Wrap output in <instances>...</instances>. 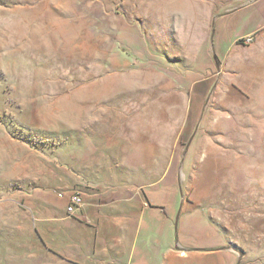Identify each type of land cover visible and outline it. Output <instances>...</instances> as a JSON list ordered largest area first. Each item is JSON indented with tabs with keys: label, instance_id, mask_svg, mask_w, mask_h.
Masks as SVG:
<instances>
[{
	"label": "rangeland",
	"instance_id": "rangeland-1",
	"mask_svg": "<svg viewBox=\"0 0 264 264\" xmlns=\"http://www.w3.org/2000/svg\"><path fill=\"white\" fill-rule=\"evenodd\" d=\"M247 1L0 0V264L60 257L38 223L13 228L22 162L75 183L137 165L148 190L134 152L154 143L163 205L264 264V69L230 43L255 18L235 10Z\"/></svg>",
	"mask_w": 264,
	"mask_h": 264
},
{
	"label": "crops",
	"instance_id": "crops-1",
	"mask_svg": "<svg viewBox=\"0 0 264 264\" xmlns=\"http://www.w3.org/2000/svg\"><path fill=\"white\" fill-rule=\"evenodd\" d=\"M244 6L254 9L255 18L230 43L250 48L253 67L264 69V0H248L235 10ZM224 32L212 31V38L205 31L201 33L214 47L213 42L225 40ZM248 35L252 36L250 44L238 42ZM186 93L194 99L193 91ZM195 98L203 100L204 91ZM160 148L155 143L136 145V163L148 165V190L136 181L140 172L137 165L136 171L128 174L102 173L75 183L65 174L50 172L49 166L35 171L34 165L22 162L28 170L14 194L13 228L30 233L31 225L38 223L41 235L61 257L52 255L55 258L51 259L49 254L47 260L57 264H238L239 253L228 245L226 234L209 216L181 219L183 211L176 216L174 207L163 205L154 185L164 173L159 167ZM178 171L170 173L172 179L187 173ZM72 190L82 193L84 203L71 214L66 211L67 195L59 197L57 193Z\"/></svg>",
	"mask_w": 264,
	"mask_h": 264
},
{
	"label": "built area",
	"instance_id": "built-area-1",
	"mask_svg": "<svg viewBox=\"0 0 264 264\" xmlns=\"http://www.w3.org/2000/svg\"><path fill=\"white\" fill-rule=\"evenodd\" d=\"M244 44H250L252 42V36L248 35L244 37L243 39ZM59 197H63L64 195H67L68 197V203L66 206L67 213H75L77 210H79L83 206V195L79 190H72V191H60L57 193Z\"/></svg>",
	"mask_w": 264,
	"mask_h": 264
},
{
	"label": "trees",
	"instance_id": "trees-1",
	"mask_svg": "<svg viewBox=\"0 0 264 264\" xmlns=\"http://www.w3.org/2000/svg\"><path fill=\"white\" fill-rule=\"evenodd\" d=\"M238 42H240V43H241V42H243V40H242V39H239V40H238Z\"/></svg>",
	"mask_w": 264,
	"mask_h": 264
},
{
	"label": "water",
	"instance_id": "water-1",
	"mask_svg": "<svg viewBox=\"0 0 264 264\" xmlns=\"http://www.w3.org/2000/svg\"><path fill=\"white\" fill-rule=\"evenodd\" d=\"M239 255H242V252L241 251H239Z\"/></svg>",
	"mask_w": 264,
	"mask_h": 264
}]
</instances>
